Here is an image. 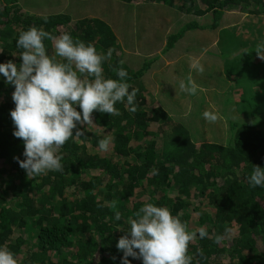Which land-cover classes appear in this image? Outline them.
I'll list each match as a JSON object with an SVG mask.
<instances>
[{
  "label": "trees",
  "instance_id": "1",
  "mask_svg": "<svg viewBox=\"0 0 264 264\" xmlns=\"http://www.w3.org/2000/svg\"><path fill=\"white\" fill-rule=\"evenodd\" d=\"M29 1L0 0V62H21L22 49L15 41L30 26L57 36L68 32L101 54L111 51L103 62L104 75L115 79V69L127 70L129 91L137 89L136 111H128L126 103L115 105L119 115L94 110L93 123L78 124L83 134L58 150L63 170L28 178L15 159H24V143L13 135L14 87L0 77V246L15 255L17 264H122L116 243L126 234L128 218L154 203L195 233L188 247L192 264H264V187L247 182L253 165L264 167V60L253 50L264 42V0H117L122 8L161 10L165 20L156 24L166 23L157 45L161 55L175 49L190 29L222 35L227 28L234 31L222 40L228 46L214 55L225 74L236 79L222 98L235 106V113L232 118L225 114L226 139L217 138V117L199 145L165 108V95H173L179 85L181 64L163 81L162 93L158 85L163 82L157 80L170 68L155 69L159 53L140 52L128 33L113 31L105 20L81 11L93 0H37L45 4V14L29 7ZM238 14L260 23L252 40L244 39L243 29L231 27ZM186 16L191 17L184 23ZM201 19L199 26L196 20ZM207 19L212 22L204 23ZM44 43L53 55L52 41ZM181 92L182 100L192 97ZM196 137L202 140L199 133ZM117 210L120 221L113 219ZM201 227L208 233L204 239L198 235Z\"/></svg>",
  "mask_w": 264,
  "mask_h": 264
},
{
  "label": "clouds",
  "instance_id": "2",
  "mask_svg": "<svg viewBox=\"0 0 264 264\" xmlns=\"http://www.w3.org/2000/svg\"><path fill=\"white\" fill-rule=\"evenodd\" d=\"M43 19L46 23L47 17ZM45 40L53 43L54 54L51 56ZM15 43L18 49H22L19 54L21 62H0V77L14 87L12 100L15 106L10 110L13 135L24 143V159H15L28 178L63 170L62 154H58V150L70 138L83 134L78 124L93 123L94 110L110 116L119 115L115 105L126 103L128 111H136L137 89L129 91L127 70L123 67L115 69V79L104 75L103 62L111 58V51L101 54L94 45L76 39L68 32L57 36L36 26L20 31ZM253 50L264 60V42L257 44ZM189 68L201 73L204 71L200 58L196 57L189 58ZM166 78L160 79L163 82ZM189 83L191 87L181 81L174 88L173 95L179 94L180 86L181 90L195 97L197 88L191 81ZM166 85L165 82L158 85L162 93ZM158 86L155 91L159 94ZM204 102L207 105L208 99L205 98ZM183 113L177 112L179 116L168 114L169 118L189 130L194 144L203 142L206 133L204 121L215 122L218 117L217 130L220 131L221 124L227 129L225 114L199 109L197 114L191 113L186 120ZM197 133L202 140L197 139ZM220 139H225V135H219ZM99 146L101 149L107 147L103 142ZM247 182L250 187H264V167L253 165ZM121 218V212L115 211L113 219L120 221ZM127 223L126 234L116 243L117 249L122 252V264H131L129 257L140 259L142 264H192L188 247L195 233L189 231L186 223L167 207L145 203L135 213V218H128ZM198 235L204 239L208 233L201 227ZM0 264H17L15 255L4 246H0Z\"/></svg>",
  "mask_w": 264,
  "mask_h": 264
},
{
  "label": "rangeland",
  "instance_id": "3",
  "mask_svg": "<svg viewBox=\"0 0 264 264\" xmlns=\"http://www.w3.org/2000/svg\"><path fill=\"white\" fill-rule=\"evenodd\" d=\"M28 3L32 6L34 11L41 10L42 13H46L44 11L45 4L38 2L37 0H30L27 4ZM52 3L55 2L52 1ZM81 11L90 12L93 17L105 20L113 28V31L115 28L116 32L121 29L124 31L123 33H128L129 41L136 46V49L140 52H158L159 58L157 56L156 58H158V60L153 62L155 69L157 67V70H160V67H166V69L170 68L168 69V72L165 73V76H161L162 79L166 77L168 78L173 72L172 69L175 70L177 64L182 65L184 70L183 68H178L180 76L178 77L177 75V80L179 81V85L183 80L188 82L191 81L195 84L197 89L194 93L195 97L192 98L191 96H188L185 100L180 99V93H183L181 92L180 86L178 87L179 94L177 93L174 96L167 93L165 95V108L169 111L171 116H179L176 115L177 112H184L183 114L186 120H188V117L192 115L191 113L197 114L200 109L203 112L208 110L210 112H217L219 113L218 115L226 114L228 117H233L235 106L228 104L225 105L222 98L229 92L230 86L235 84L236 79L235 77L228 76L227 73L225 74L224 69H222L221 60L215 57L214 53L221 52V48H226L228 46V44H225L222 40L228 38V36L234 31L227 28L222 35L221 33L219 34V32L208 31V29H190L183 34L181 40L176 44L175 49L161 55L160 51L162 47L158 49L157 45L162 40L164 35L163 28L166 24L162 23L156 25L164 19L161 10L155 12L152 10H146L149 11V13L139 10L136 6L131 7V5L122 8L121 2L119 3L117 0H93L90 5L82 7ZM246 16L247 15L238 14V16H236V19L238 20L232 23L233 25L231 27L239 32L243 29L245 38L243 36L241 38H250L252 40L253 35L251 34L255 31V28L258 30L261 25L260 23H255V19H247ZM189 17L191 16L183 17V22L186 23V21H189ZM131 20H136L133 23V26H131ZM241 21L244 25L243 28L239 29L238 26ZM196 22L199 25V23H203V19L196 20ZM211 22L212 19H207L204 23L207 24ZM242 24L240 26H242ZM172 28L173 27H167V30H174ZM154 54L156 55L157 53ZM190 57L200 58V62L204 66V71L202 73L189 68ZM150 59L151 58L145 56L141 57V60L146 62ZM132 66L134 65L132 64ZM147 76V78H150V73H147ZM157 81L162 82L160 78ZM200 98H202L203 101L205 98L208 99V104L201 108L199 107V104L202 101ZM208 123L209 121H204L203 128L206 129ZM225 131L226 129L221 124L220 133L217 135V138H219V135L221 134L225 135ZM223 137L224 136H221V138Z\"/></svg>",
  "mask_w": 264,
  "mask_h": 264
}]
</instances>
